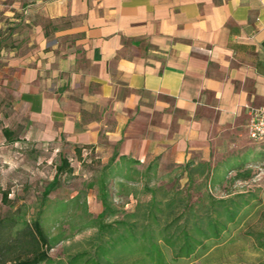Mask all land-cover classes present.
I'll list each match as a JSON object with an SVG mask.
<instances>
[{"label": "crops", "instance_id": "1", "mask_svg": "<svg viewBox=\"0 0 264 264\" xmlns=\"http://www.w3.org/2000/svg\"><path fill=\"white\" fill-rule=\"evenodd\" d=\"M13 14L0 96L26 140L161 169L264 153L248 137L264 107V0H14Z\"/></svg>", "mask_w": 264, "mask_h": 264}, {"label": "trees", "instance_id": "2", "mask_svg": "<svg viewBox=\"0 0 264 264\" xmlns=\"http://www.w3.org/2000/svg\"><path fill=\"white\" fill-rule=\"evenodd\" d=\"M75 151L78 157L84 156V152L87 155L95 152L93 147ZM256 168L264 170V153L257 158L247 155L238 162L222 161L214 165L188 162L164 169L157 163L143 168L138 161L115 153L96 182L101 213L89 218L83 208L88 219L83 220L80 233L87 230L93 233L78 243L77 251L54 259L49 253L61 243L60 237H50L40 219L29 224L7 216L0 224V259L19 246L26 247L23 255L19 254L9 264H171L203 256L218 247L223 237L252 212L251 201L256 195L230 190L251 182ZM64 172L72 173L65 158L51 184L44 189L43 199L55 189L59 175ZM162 179H167L165 185L159 184ZM139 185L149 197L147 200L135 196L130 209L114 205L120 197L115 188L110 192L111 188L126 189L127 196L133 197ZM217 190L228 191V195L218 198L213 194ZM190 193L197 195L193 198ZM0 195L7 203L8 193L1 187ZM64 210L61 205L55 212ZM19 222L23 228L17 231L15 226ZM165 251L171 254V262ZM0 264L8 263L1 259Z\"/></svg>", "mask_w": 264, "mask_h": 264}, {"label": "rangeland", "instance_id": "3", "mask_svg": "<svg viewBox=\"0 0 264 264\" xmlns=\"http://www.w3.org/2000/svg\"><path fill=\"white\" fill-rule=\"evenodd\" d=\"M13 4L14 0H0V39L4 26L6 31L13 30V22L10 21L14 18ZM27 7L28 2H23L22 13ZM26 32L28 33L27 30ZM26 34L21 39L22 43L27 41ZM8 99L11 101L13 98L0 96V187L8 193L7 203L0 195V224L7 216L16 217L29 224L40 219L50 237L58 236L61 239V243L50 251V256L54 259L65 258L67 253L77 251L80 247L78 243L93 233L92 230L80 233L83 220L88 219L83 208L85 206L89 218H96L101 213L102 206L96 182L109 161L99 159L95 152L87 155L88 150L87 153L84 152V156L78 157L76 151L71 148L59 151L55 146L26 140V129L20 125L24 113L19 108L16 111L9 109L10 106L6 103ZM5 125L9 126L12 133L8 142H3L1 138V130ZM105 153V156L113 155L110 150ZM64 158L68 159L72 173L60 174L55 189L43 199L44 189L53 181L57 167ZM254 170L255 176L251 182L238 184L230 190V193L256 195L251 201L254 208L245 220L232 229L230 234H226L218 247L203 256L171 262V254L165 251L171 264H264V170ZM166 182L167 179H162L159 184L165 185ZM114 188L118 193L117 197H120L113 201L118 208L130 209L135 196L139 200L149 198L142 193L140 185L133 191V197L127 196L126 189L113 187L110 192L113 193ZM166 188L169 189L167 186ZM213 194L218 198L226 197L228 191L217 190L213 191ZM190 195L194 198L197 194ZM61 205L65 210L55 212ZM15 227V230L19 231L23 225L19 222ZM25 249L26 247L19 246L1 259H5L9 264Z\"/></svg>", "mask_w": 264, "mask_h": 264}, {"label": "built area", "instance_id": "4", "mask_svg": "<svg viewBox=\"0 0 264 264\" xmlns=\"http://www.w3.org/2000/svg\"><path fill=\"white\" fill-rule=\"evenodd\" d=\"M248 137L252 142H264V107L251 112L248 124Z\"/></svg>", "mask_w": 264, "mask_h": 264}]
</instances>
